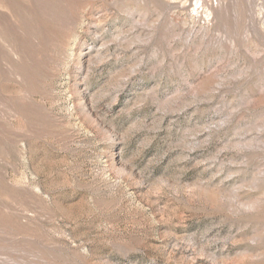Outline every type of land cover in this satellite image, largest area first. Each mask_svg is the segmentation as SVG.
Wrapping results in <instances>:
<instances>
[{"label":"rangeland","instance_id":"obj_1","mask_svg":"<svg viewBox=\"0 0 264 264\" xmlns=\"http://www.w3.org/2000/svg\"><path fill=\"white\" fill-rule=\"evenodd\" d=\"M0 264H264V0H0Z\"/></svg>","mask_w":264,"mask_h":264}]
</instances>
